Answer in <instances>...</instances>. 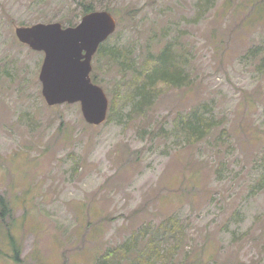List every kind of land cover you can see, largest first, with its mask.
Wrapping results in <instances>:
<instances>
[{"label": "rangeland", "instance_id": "rangeland-1", "mask_svg": "<svg viewBox=\"0 0 264 264\" xmlns=\"http://www.w3.org/2000/svg\"><path fill=\"white\" fill-rule=\"evenodd\" d=\"M81 2L0 0V264H132L153 238L142 264H264V0H93L117 21L92 59L100 126L47 106L44 54L15 36L75 26ZM165 47L182 86L142 98Z\"/></svg>", "mask_w": 264, "mask_h": 264}, {"label": "water", "instance_id": "water-1", "mask_svg": "<svg viewBox=\"0 0 264 264\" xmlns=\"http://www.w3.org/2000/svg\"><path fill=\"white\" fill-rule=\"evenodd\" d=\"M116 28L114 16L103 10L83 15L75 26L56 22L15 29L21 44L44 54L39 81L47 106L79 104L87 124L100 126L106 121L109 100L90 75L94 55Z\"/></svg>", "mask_w": 264, "mask_h": 264}, {"label": "trees", "instance_id": "trees-1", "mask_svg": "<svg viewBox=\"0 0 264 264\" xmlns=\"http://www.w3.org/2000/svg\"><path fill=\"white\" fill-rule=\"evenodd\" d=\"M94 5L95 3L93 2V0H82V2L80 3L81 14L85 15L87 13L96 11ZM104 10L108 11V9L107 10L104 9ZM67 23L69 24V26L72 25L71 21H67ZM103 44L100 46L98 51H101L103 49ZM113 56L114 57L117 56L115 52H113ZM149 61H151V65L149 66L148 70L146 69L142 70L140 74L137 75L138 77H135L134 83H137L135 89L138 95L144 98V94L153 90L159 84H165L169 86L171 85L175 87L182 86V82L184 81V76L177 68L178 66L177 59L175 55H173V52L170 47H165L162 50V52L157 56V58H155L154 60L150 59ZM142 77L143 79L140 80ZM91 80L94 84H96L95 78L91 77ZM196 117L197 116H195V119H193L194 121L195 120L197 121ZM0 206H2L3 208V214L7 213L5 212L6 206H4V200L2 198H0ZM158 242L161 243V240L157 238H153L149 241V243L145 246V248L148 247L149 248L148 251L152 250L156 253L157 252L156 247L159 245ZM132 248H135V247L129 246V244H123L120 251L118 252H121L122 257H124L131 253ZM145 248L141 251H140V248H137V249L135 248V250L138 251V253H137V256L133 259L134 263L132 264H142V262L148 261L147 258H149L150 253L147 258L144 257L146 256V254L144 253ZM113 257L115 256L113 255ZM111 258H112V253L108 252L105 255V258L102 260V264L109 262L108 259H110L111 261ZM128 258L129 256L124 259H128ZM157 258H161V254H158ZM15 260L17 262L19 261V250H17L15 253Z\"/></svg>", "mask_w": 264, "mask_h": 264}]
</instances>
